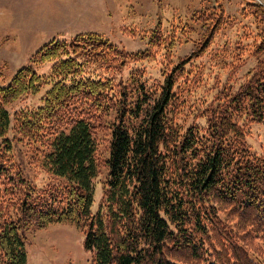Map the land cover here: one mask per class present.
Wrapping results in <instances>:
<instances>
[{
  "label": "trees",
  "instance_id": "1",
  "mask_svg": "<svg viewBox=\"0 0 264 264\" xmlns=\"http://www.w3.org/2000/svg\"><path fill=\"white\" fill-rule=\"evenodd\" d=\"M215 1L191 17L203 28L192 57L227 23ZM242 11L261 26L255 53H262L264 6L248 1ZM164 41L152 30L147 49L127 52L94 33L52 40L32 57L51 61L50 75L25 66L0 85L2 264H27L25 232L52 223L80 229L93 264H264V157L250 151L238 123L264 117V57L235 92L206 106L202 128L173 118L187 57L154 87L137 70L117 83L85 75L90 63L110 69L150 57ZM48 82L40 106L13 114L21 140L36 145L43 167L63 179L37 188L14 171L7 105ZM102 128L109 138L99 158L95 134ZM102 167V204L93 213V178Z\"/></svg>",
  "mask_w": 264,
  "mask_h": 264
},
{
  "label": "rangeland",
  "instance_id": "2",
  "mask_svg": "<svg viewBox=\"0 0 264 264\" xmlns=\"http://www.w3.org/2000/svg\"><path fill=\"white\" fill-rule=\"evenodd\" d=\"M218 1L224 7L227 23L198 56L192 57L203 28L200 23H193L191 17L198 10H212L217 4L215 0H0V85H8L25 66L39 75H50L52 62L34 63L32 57L52 40L69 42L79 34L94 33L122 50L137 52L148 48L151 31L158 30L165 41L157 48L149 47L152 56L110 69L104 63H90L85 75L117 83L127 81L137 70L142 81L154 87L163 82L169 69L187 57L185 77L177 81L179 99L172 108L173 118L183 128L190 124L202 128L206 121L201 114L206 106L218 94L235 92L249 77L257 60L264 57V51L255 53L261 26L242 11L249 0ZM51 83L7 105L10 125L6 136L11 140L13 162L18 164L14 171L19 170L37 188L63 179L43 167L36 145L21 140L14 129L13 114L40 106ZM238 123L246 131L250 151L264 157V117L261 122L240 117ZM108 132L102 128L95 134L99 158L107 156ZM106 175L107 170L102 167L93 178V213L102 204ZM83 241L84 233L71 224L52 223L26 231L27 264H93L92 252L84 248Z\"/></svg>",
  "mask_w": 264,
  "mask_h": 264
},
{
  "label": "built area",
  "instance_id": "3",
  "mask_svg": "<svg viewBox=\"0 0 264 264\" xmlns=\"http://www.w3.org/2000/svg\"><path fill=\"white\" fill-rule=\"evenodd\" d=\"M251 1L258 2V3L263 4L261 0H251ZM263 5H264V4H263Z\"/></svg>",
  "mask_w": 264,
  "mask_h": 264
}]
</instances>
